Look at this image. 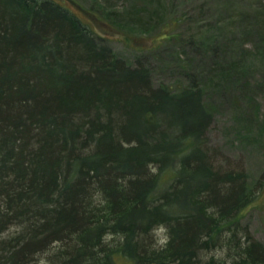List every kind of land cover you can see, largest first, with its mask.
<instances>
[{
  "label": "trees",
  "instance_id": "16d2710c",
  "mask_svg": "<svg viewBox=\"0 0 264 264\" xmlns=\"http://www.w3.org/2000/svg\"><path fill=\"white\" fill-rule=\"evenodd\" d=\"M252 23L264 56V14ZM168 87L65 3L0 0V264H107L121 231L133 264H264L245 171L209 156L203 88Z\"/></svg>",
  "mask_w": 264,
  "mask_h": 264
},
{
  "label": "rangeland",
  "instance_id": "374dc122",
  "mask_svg": "<svg viewBox=\"0 0 264 264\" xmlns=\"http://www.w3.org/2000/svg\"><path fill=\"white\" fill-rule=\"evenodd\" d=\"M57 1L117 57L149 68L155 85L175 91L190 80L203 88L213 116L209 156L222 173L245 171L254 199L242 225L264 245V56L249 26L264 14V0ZM152 14L162 17L160 24L150 22ZM220 64L233 69L212 80ZM166 234L162 227L155 232L159 245L165 246ZM118 263L133 264L124 256Z\"/></svg>",
  "mask_w": 264,
  "mask_h": 264
},
{
  "label": "bare ground",
  "instance_id": "6f19581e",
  "mask_svg": "<svg viewBox=\"0 0 264 264\" xmlns=\"http://www.w3.org/2000/svg\"><path fill=\"white\" fill-rule=\"evenodd\" d=\"M108 234L109 236L108 237L106 236V240L102 241V246H101V249L106 251L105 263L111 264L110 260L111 261L115 260V262L118 263V257L120 256L127 257L124 255L123 253L124 251L121 249V247L118 248L119 244L121 243V239L124 238L125 236V233L121 231V232H109ZM154 240L159 244L156 235L154 236ZM165 240L166 242H168V234H166Z\"/></svg>",
  "mask_w": 264,
  "mask_h": 264
}]
</instances>
